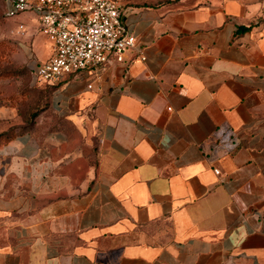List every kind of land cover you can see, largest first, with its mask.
Segmentation results:
<instances>
[{
	"label": "crops",
	"instance_id": "crops-1",
	"mask_svg": "<svg viewBox=\"0 0 264 264\" xmlns=\"http://www.w3.org/2000/svg\"><path fill=\"white\" fill-rule=\"evenodd\" d=\"M118 2L123 60L0 146V264H264V0Z\"/></svg>",
	"mask_w": 264,
	"mask_h": 264
},
{
	"label": "built area",
	"instance_id": "built-area-1",
	"mask_svg": "<svg viewBox=\"0 0 264 264\" xmlns=\"http://www.w3.org/2000/svg\"><path fill=\"white\" fill-rule=\"evenodd\" d=\"M1 1L5 16L34 13L40 30L51 40L52 53L35 59L30 67L36 84H56L67 74L103 68L110 55L122 61L124 50L135 42L118 0ZM214 171L219 173L218 168Z\"/></svg>",
	"mask_w": 264,
	"mask_h": 264
},
{
	"label": "rangeland",
	"instance_id": "rangeland-1",
	"mask_svg": "<svg viewBox=\"0 0 264 264\" xmlns=\"http://www.w3.org/2000/svg\"><path fill=\"white\" fill-rule=\"evenodd\" d=\"M36 18L30 11L5 16L0 0V133L6 137L20 128L33 129L51 106L55 85L31 80L33 61L52 53L51 40L42 33ZM46 115L54 117L53 112ZM5 143L0 139V146Z\"/></svg>",
	"mask_w": 264,
	"mask_h": 264
},
{
	"label": "trees",
	"instance_id": "trees-1",
	"mask_svg": "<svg viewBox=\"0 0 264 264\" xmlns=\"http://www.w3.org/2000/svg\"><path fill=\"white\" fill-rule=\"evenodd\" d=\"M45 85L52 86V85H54V84H45ZM27 130H28V129H27ZM16 131H17L16 133H14L13 135H9V136H7V137L3 135L4 132H3V133H0V139H4V141L7 142V141L13 139L14 137H16L18 134H20V133H22V132H24V131H26V130H23V129L20 128L19 130H16Z\"/></svg>",
	"mask_w": 264,
	"mask_h": 264
}]
</instances>
